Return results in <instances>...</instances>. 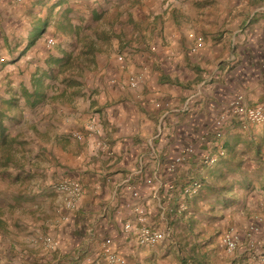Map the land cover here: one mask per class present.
Masks as SVG:
<instances>
[{
	"label": "crops",
	"instance_id": "crops-1",
	"mask_svg": "<svg viewBox=\"0 0 264 264\" xmlns=\"http://www.w3.org/2000/svg\"><path fill=\"white\" fill-rule=\"evenodd\" d=\"M74 1L85 12L80 19L68 15ZM37 3L48 14L33 21L23 14V23L49 24L47 15L57 12L75 43L60 53L52 48L25 54L44 32L28 45L32 26L21 39L15 31L6 37L0 21V56L8 62L24 55L33 56L32 62L38 56L46 63L51 56L58 59L57 72L48 63L31 72L30 78L37 68L51 66L42 75L44 99L34 106L21 94L23 85L31 91V79L29 87L25 78L14 80L18 93L0 96V107L9 105L5 133L21 141L16 146H22L27 164L35 154L44 160L24 165L28 174L41 175L36 184L41 202L32 205L34 221L27 230L0 237V264H81L107 238L108 249L125 257L124 264H264V131L250 129L257 124L243 129L235 118L225 124L224 140L258 139L263 151L242 175L228 174L227 190L205 194L201 183L196 195L181 192L192 178L216 184L209 170L222 159L205 158L217 147L194 140L203 126L235 94L243 93L248 104L262 96L264 0H0L5 4L0 16L6 8L15 17ZM87 21L92 27L84 32ZM20 40L22 46H16ZM5 74L0 70V84L7 82L1 79ZM53 84L59 91L53 93ZM18 119L22 130L10 127ZM237 122L240 128H233ZM192 141L194 153L166 173L169 160ZM65 180L81 187L73 206L56 188ZM138 188L148 212L145 223L164 232L161 242L140 244L135 231L120 234L122 221L138 224L133 212L121 215ZM179 202L185 203L181 212ZM251 223L256 229L248 233ZM228 228L240 237L231 252L221 243ZM98 257L106 264L104 251Z\"/></svg>",
	"mask_w": 264,
	"mask_h": 264
},
{
	"label": "rangeland",
	"instance_id": "rangeland-1",
	"mask_svg": "<svg viewBox=\"0 0 264 264\" xmlns=\"http://www.w3.org/2000/svg\"><path fill=\"white\" fill-rule=\"evenodd\" d=\"M76 3V6L74 8V11H70L71 13L68 14L73 19H80L85 12L82 10V4L78 3L77 1H74ZM2 7H5V4H0ZM44 3H37V5H30L26 9H22L19 15L13 17V14L8 11V9H4L1 11L3 16H0V21L3 22V28L2 32L6 37H9L14 33V31L19 35V39L23 38L24 35H26V30L31 27L32 25L27 24V20L25 23H23L24 19L22 18L23 14L25 15L26 19H32L35 20V18H40L43 16H46L48 12H46L43 8ZM41 6V8L39 7ZM24 12V13H23ZM57 12H52L51 15H47L50 18L49 24L45 30V32L35 41L34 45L27 48L25 51V54L28 52L30 54L36 53L41 54L47 50H50L53 48L56 52H61V49L64 47H70L69 45H74V39H72V32L65 28L64 22L65 17L64 15H61L60 17L57 16ZM92 23H89L88 21L85 22L83 31H87L91 29ZM88 33V32H86ZM53 37L55 40L54 44H48L47 38ZM70 40H72L70 42ZM22 40L16 42V46L21 47ZM78 42V40H77ZM30 56L28 60L26 59V55H24L20 61L17 63H11V61L8 62L6 58H3L0 56V70L5 71L6 74L3 75V80L7 79L6 81H3L0 84V96L10 95L11 93H18L16 89H14V80L17 81L18 79H24L25 78V85L30 86V77L31 72L35 70L36 67H46L47 63L45 60L42 59V57H39L32 62ZM3 58V59H1ZM7 65V66H6ZM4 70L3 68H5ZM25 70H28V72L25 73V77L23 75V72ZM53 72L58 71V67L54 66L52 69ZM15 73L14 78H9L11 74ZM52 80V79H51ZM59 84L61 82L59 80ZM5 85V87H1ZM55 84H53L54 86ZM51 88L53 93L56 91H59L60 86L55 85L56 87ZM61 97V96H60ZM60 97H58V100L61 101ZM21 101L22 98H21ZM29 110L30 108L27 107ZM33 112L34 110L31 109ZM21 116V115H20ZM8 119V118H7ZM14 126V127H13ZM11 128L17 129L19 128L22 130L23 125L19 123L18 120H12V123L10 124ZM251 130L254 131H264V124L263 125H253L250 127ZM242 130V129H240ZM243 132V130H242ZM258 140V139H256ZM262 148L260 149V153H262ZM4 157H8L11 159V161L15 162H9L6 167H3L2 164H0V237L1 239L4 237V234L11 233L12 230L17 229L19 232L20 230L25 231L28 229L31 220L34 221V215L32 212L34 210L31 209L32 205L35 203L37 204V208L40 206V196L36 192L37 190V183L38 180L41 178V175L38 174L36 171H34L32 174H28V170L24 169V165H30L34 163H38L40 160L41 162H44L43 159L39 156V154H35L33 157L36 159L34 162L26 163L27 157L26 153L23 150L22 146L19 148L16 146L12 149V154L10 153L9 156H6L1 150H0V159H5ZM9 160V159H8ZM252 161V159L250 160ZM28 175H27V174ZM228 181V178H227ZM222 180L219 178L216 180V183H221ZM34 189V193H33ZM200 201H196L195 207H199ZM204 205H207V203H204ZM37 220V219H35ZM229 229V228H228ZM227 229V230H228ZM22 263V262H21ZM25 264V263H22ZM32 264V263H30Z\"/></svg>",
	"mask_w": 264,
	"mask_h": 264
},
{
	"label": "built area",
	"instance_id": "built-area-1",
	"mask_svg": "<svg viewBox=\"0 0 264 264\" xmlns=\"http://www.w3.org/2000/svg\"><path fill=\"white\" fill-rule=\"evenodd\" d=\"M52 38H48V43H53ZM3 59V58H1ZM121 59V57H119ZM264 67V64H262ZM264 69V68H263ZM131 85H135V80H130ZM238 119L241 122V128L245 129L249 123L252 124H263L264 123V83H263V93L260 99L252 104H248L245 100V96L243 93H237L226 103L222 106L219 112L209 121L206 123L202 130L197 134L194 138L196 142H208L213 141L217 147L216 152L208 154L207 162L213 163L218 154L223 153L222 148V141L224 135V127L225 124L231 119ZM195 143L192 141L187 143L183 146L182 151L180 154L174 156L172 159L169 160L168 164L166 165V173H174L178 166L184 162V160L193 154L195 151ZM162 186L170 187L171 184L169 181H163ZM201 186V182L198 179H191L188 183L182 186L181 192L183 196H190L195 194ZM56 188L68 195V206H73L74 201L79 197L81 193V187L78 183H73L69 181H60ZM141 189H132L129 201L124 205L121 215L128 214L133 212L136 216V221L138 222L137 225H134L131 221L125 220L122 221V226L120 230V234H127L130 231H135L136 239L140 244H154L161 242L165 238L164 232L155 226H149L145 223L148 212L145 206L139 203L141 198ZM185 209V203L179 202L177 204L176 210L177 212H181ZM256 229V225L251 223L247 227V232H253ZM239 234L233 230L228 229L226 230L221 236V243L223 244L226 251L231 252L233 251L239 241ZM46 244L49 247H53V241L47 237L44 238ZM112 242L111 238H107L100 246V250L96 249L93 253H89L87 257V262L81 264H99V252L106 253V264H124L125 257L119 255L118 253L111 251L108 249V245ZM8 264H22L17 260H11Z\"/></svg>",
	"mask_w": 264,
	"mask_h": 264
},
{
	"label": "trees",
	"instance_id": "trees-1",
	"mask_svg": "<svg viewBox=\"0 0 264 264\" xmlns=\"http://www.w3.org/2000/svg\"><path fill=\"white\" fill-rule=\"evenodd\" d=\"M47 24H48L47 21H42V22H36L34 25H32L31 29L29 30L28 37H27L28 38V45L33 44L35 39L37 37H39L43 32H45ZM49 38H52V37H49ZM47 41H48V39H47ZM47 63H48V65L51 64V66L53 67L54 65L58 64V59L51 56L50 60L47 61ZM51 66H49L48 69H43V68H37L36 69V71L34 72L32 78H31V85H32L31 91H29L28 88H26L24 85L21 86V88H22L21 94L24 97V100H25L27 105L34 106L39 101L44 99V93H42V89H41L42 81H43L42 75L47 70L49 72H51ZM11 99H13V98H11ZM3 101L5 103H8L11 100L5 98ZM12 103L10 102V104H12ZM8 107H9V105H8ZM6 109L0 107V150L6 156H9L12 149L14 147H16V145L21 144V141L16 138L17 136L12 137V136L5 133V128L3 127L2 120H3V115L6 112ZM234 124L235 125L233 128H240V124L238 122L234 123ZM224 130H225V127H224ZM232 135H234V134H232ZM215 146L216 145H214V147ZM222 148H223V153L218 154L217 158L215 160V161H217V160L219 161L220 159H222L221 163L218 166L215 165L214 167H212L209 170L210 175L213 177V179L217 180L220 178L222 180V182L211 185L209 183V181H207V179L198 178V180H200V182L202 183V187L204 186V191H205L204 193L205 194H217L218 195V194L223 193L225 190H227L229 188L228 183H227L228 182L227 181L228 174L239 173L242 175L244 172L245 166L248 165V162L254 156L259 155V153H260V142L258 140H255V139H239V138H237V140L236 139L229 140L228 138L226 140H224V135H223ZM226 154H229L231 156L224 158ZM4 158L5 159H3V158L0 159V164H2L3 167H6L9 162L15 163V162L11 161V159L8 157H4ZM205 161L207 162V157L205 158ZM192 179H197V178H192ZM238 183H240V182H238ZM197 192L195 194H192L191 196L196 195Z\"/></svg>",
	"mask_w": 264,
	"mask_h": 264
}]
</instances>
